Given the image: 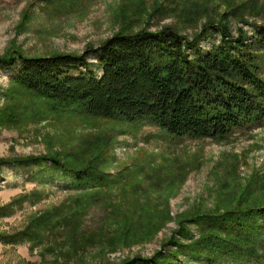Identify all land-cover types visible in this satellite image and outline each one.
Instances as JSON below:
<instances>
[{"label":"rangeland","instance_id":"rangeland-1","mask_svg":"<svg viewBox=\"0 0 264 264\" xmlns=\"http://www.w3.org/2000/svg\"><path fill=\"white\" fill-rule=\"evenodd\" d=\"M232 1L0 0V57L84 55L116 35L165 28L193 40L206 24L223 23V15L232 35L244 32L250 44L264 30V0H235L233 11ZM221 41L209 31L200 48L207 53ZM253 53L264 79V50ZM13 75L0 66V264L156 260L177 243L213 233L197 221L264 206V124L236 129L223 141L177 139L146 122L50 102L14 85ZM45 156L94 162L106 183L86 196L70 188L69 178L52 181L42 168L18 163Z\"/></svg>","mask_w":264,"mask_h":264},{"label":"trees","instance_id":"trees-1","mask_svg":"<svg viewBox=\"0 0 264 264\" xmlns=\"http://www.w3.org/2000/svg\"><path fill=\"white\" fill-rule=\"evenodd\" d=\"M248 2L257 5V0ZM231 4L233 11L238 2ZM223 18L221 24L204 26L205 34L222 36L220 45L207 53L200 48L205 34L190 40L165 28L116 35L84 55L28 58L11 54L0 57V66L14 72V85L66 108L107 120L146 122L172 138L223 141L236 129L264 124V79L253 53L264 50V30L257 29L253 41L246 44L245 33L234 37L224 22L227 16ZM91 57L97 62L90 63ZM18 163L42 168L52 181L69 178L70 188L86 196L97 194L107 178L94 162L71 165L60 156ZM196 223L210 224L213 233L191 245L177 243L176 250L156 260L137 258L123 264H179L182 259L264 264V206L247 205ZM214 228L228 236L214 233Z\"/></svg>","mask_w":264,"mask_h":264}]
</instances>
